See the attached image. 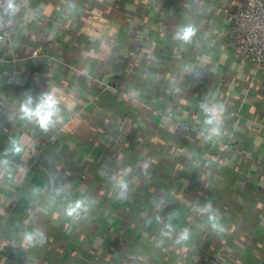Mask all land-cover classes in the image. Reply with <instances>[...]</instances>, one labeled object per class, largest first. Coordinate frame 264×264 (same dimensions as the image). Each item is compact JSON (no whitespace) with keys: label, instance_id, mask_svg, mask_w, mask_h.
Instances as JSON below:
<instances>
[{"label":"crops","instance_id":"0c3cea01","mask_svg":"<svg viewBox=\"0 0 264 264\" xmlns=\"http://www.w3.org/2000/svg\"><path fill=\"white\" fill-rule=\"evenodd\" d=\"M245 1L15 0L0 43V264H264V65L226 35ZM50 91L62 123L44 131L20 105ZM204 106L223 109L218 125ZM77 200L87 211L66 216Z\"/></svg>","mask_w":264,"mask_h":264},{"label":"built area","instance_id":"2783aa9c","mask_svg":"<svg viewBox=\"0 0 264 264\" xmlns=\"http://www.w3.org/2000/svg\"><path fill=\"white\" fill-rule=\"evenodd\" d=\"M8 0H0V43L11 35V15L7 11ZM15 4V0H13ZM227 38L235 45L240 58L250 61L257 66L264 65V0H246L243 4L235 5L227 13ZM104 28V27H103ZM101 28V29H103ZM109 46L101 42L97 56L107 58ZM37 53L36 50L33 52ZM22 162H30L36 155L32 139H23ZM230 147L237 148L234 142ZM24 169L18 167L15 178L18 179Z\"/></svg>","mask_w":264,"mask_h":264},{"label":"clouds","instance_id":"9594fccd","mask_svg":"<svg viewBox=\"0 0 264 264\" xmlns=\"http://www.w3.org/2000/svg\"><path fill=\"white\" fill-rule=\"evenodd\" d=\"M7 11L10 14H15L17 11L13 0H8ZM197 29L193 25H187L183 27L178 33L177 38L184 42H190L192 37L195 36ZM59 99L53 92L44 93L38 102H33L32 98L29 96L24 103L20 105V112L22 113L21 119L27 120L35 125H37L41 130L47 131L50 127H54L57 123H62V117L60 116ZM205 112L209 113V118L205 121L208 125H218L221 119V113L223 111L220 107L208 108L204 106ZM212 135H219L218 127H213L211 130ZM22 150V146L18 141H13L11 151L14 153H19ZM2 164H7V161H0ZM121 189H125L127 185L120 182ZM123 195V192L121 193ZM81 210L87 211L84 205V201L77 200L70 203L65 209V215L68 217L78 218L80 216ZM201 212H210V206L200 209ZM216 217L209 215V222L212 223L214 230L223 232L224 228L222 225L215 222ZM189 233L185 229L184 232L180 234V238L177 241H186L188 239ZM28 244H33L35 242H43L44 234L39 229L35 230L33 233H26L24 237Z\"/></svg>","mask_w":264,"mask_h":264},{"label":"trees","instance_id":"16d2710c","mask_svg":"<svg viewBox=\"0 0 264 264\" xmlns=\"http://www.w3.org/2000/svg\"><path fill=\"white\" fill-rule=\"evenodd\" d=\"M203 205H205V204H203Z\"/></svg>","mask_w":264,"mask_h":264}]
</instances>
